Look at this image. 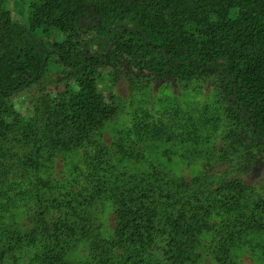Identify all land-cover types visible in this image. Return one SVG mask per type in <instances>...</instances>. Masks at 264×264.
Returning a JSON list of instances; mask_svg holds the SVG:
<instances>
[{"label":"trees","instance_id":"obj_1","mask_svg":"<svg viewBox=\"0 0 264 264\" xmlns=\"http://www.w3.org/2000/svg\"><path fill=\"white\" fill-rule=\"evenodd\" d=\"M8 1L0 0V168L11 158L21 177L40 179L46 161L84 150V170L75 190L35 193L31 227L0 229V264L25 249L38 250V264H199L204 249L217 264H246L235 249L264 236V196L239 177L264 161V0H28L25 24ZM54 72L62 87L47 92ZM121 72L137 83L212 79L228 127L222 169L208 162L189 178L155 163L124 169L97 138L119 113L105 87ZM29 89L37 93L24 117L12 99ZM102 201L114 217L107 237L94 215ZM81 245L86 258L71 261ZM254 247L264 258V243Z\"/></svg>","mask_w":264,"mask_h":264},{"label":"rangeland","instance_id":"obj_2","mask_svg":"<svg viewBox=\"0 0 264 264\" xmlns=\"http://www.w3.org/2000/svg\"><path fill=\"white\" fill-rule=\"evenodd\" d=\"M27 1L9 0L7 4L13 19L23 24L28 17ZM51 68L52 71L57 69L56 66ZM120 74L116 82L105 87L116 95L119 113L97 138L112 149L124 169L141 172L150 163H155L189 178L205 169L208 162L209 171L217 172L221 168L216 162L228 127L225 105L212 79L192 83L171 80L137 83L125 72ZM57 75L54 72L47 77V92L61 89V84H55ZM36 93L29 89L14 96L15 110L30 117ZM83 153L84 150L62 152L46 161L40 179L33 175L21 177L19 171L15 172L9 166L14 161L11 158L4 160L6 166L0 168V229L20 227L26 230L32 226L35 193H49L50 188L52 193L77 189L84 170ZM260 161L239 177L264 196V161ZM42 180L51 187L41 184ZM94 215L103 225V235L111 236L114 227L111 205L99 202ZM243 241L234 251L236 259L246 264H264V258L257 249L254 250L257 243H264V236L257 234ZM86 250V246L81 245L69 256L70 260L85 259ZM37 252V249L19 251L9 256L5 264H38L34 260ZM199 264L217 263L209 249H204Z\"/></svg>","mask_w":264,"mask_h":264}]
</instances>
